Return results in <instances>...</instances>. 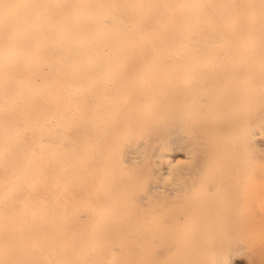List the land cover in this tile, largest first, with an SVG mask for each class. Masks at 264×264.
Instances as JSON below:
<instances>
[{
	"label": "bare ground",
	"instance_id": "obj_1",
	"mask_svg": "<svg viewBox=\"0 0 264 264\" xmlns=\"http://www.w3.org/2000/svg\"><path fill=\"white\" fill-rule=\"evenodd\" d=\"M0 264H264V0H0Z\"/></svg>",
	"mask_w": 264,
	"mask_h": 264
}]
</instances>
